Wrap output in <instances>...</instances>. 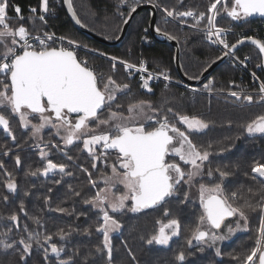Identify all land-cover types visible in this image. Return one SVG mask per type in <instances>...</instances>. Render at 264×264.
Wrapping results in <instances>:
<instances>
[{
	"label": "snow or ice",
	"instance_id": "1",
	"mask_svg": "<svg viewBox=\"0 0 264 264\" xmlns=\"http://www.w3.org/2000/svg\"><path fill=\"white\" fill-rule=\"evenodd\" d=\"M126 2L127 0H121V3ZM147 2L152 3L154 8H160L166 17L179 20L181 23H185L184 18H192L194 21L192 28L203 32L211 43L223 46L226 51L222 52V56H229L238 45L247 41L258 49L259 56L264 61V40L242 35L235 43L229 44L223 37L231 29L219 27L217 23L218 17L222 15H226L231 21L241 22L253 16L264 17V0H212L206 12H197L193 8L178 11L176 6L168 8L153 3V0H147ZM179 2L182 4L183 0ZM63 3L68 6L75 22L80 24L81 21L73 11L71 0H63ZM10 6L16 14L14 18L18 22L17 27H12L9 23V20L13 19L8 16ZM136 9L137 4L134 2L129 8L128 16H132ZM29 12L32 15L24 17L19 5H10L9 0H0V86H2L0 87V130L10 137L12 142H15L17 138L11 126L13 118L18 117L21 129L31 127L30 135L33 140L37 139L41 129L51 126L55 134L61 138L65 148L82 140L83 150L91 157L93 169L98 167L97 161L102 159L105 168L111 169L110 174L104 173L101 177L105 188L99 189L94 196L84 200L85 204L98 208L101 213L99 220L102 222L96 224L95 232L102 234L103 240L95 246V253H106L107 264H112L111 234L120 230L122 225L119 220L109 214L108 209H111L113 213L125 208L131 212H140L158 205L162 206L168 198L172 197H175L180 205L186 206L191 199V189L196 187V179L203 180L207 176L210 181L216 182L200 183L198 186L201 211L195 226L189 229L186 244L189 248L196 246L200 253L205 252V247L211 248L216 257H221L224 253L218 242L229 240L238 231H248L250 216L256 215L259 226L256 229L254 246L244 254L229 253L228 255L233 264H264V163L255 162L251 166L250 173H244L246 177L251 175L253 180H260L259 189L253 190L248 187L247 195L242 191L243 185L236 190L226 191L225 184L230 177L236 175V171L230 169L228 165L211 167L210 157L230 152L234 145L212 153L209 151L211 144L204 148L190 138L192 134L208 129L209 121L195 115L174 113L178 122L184 126L182 131L176 123L169 122L167 114L161 115V110L155 108L151 101L146 100H131L127 103V114H125L124 105L117 104V100L120 95L130 91L131 86L127 83L119 84L112 76H108L101 88L94 70L87 66L86 61L78 60L74 51L63 46L59 48L50 46L49 42H54L56 39L55 34L41 32L36 28L37 20L40 22L41 29L47 25L46 14L49 12V0H39L38 15L36 7H29ZM25 19L32 25L35 35L22 22ZM128 22V19L123 20L124 24ZM201 25L203 27H200ZM156 31L159 34L161 30L157 28ZM163 35L169 39H176L166 32ZM59 39L63 41L65 38ZM68 43L76 44L72 40ZM216 59L219 60L221 57ZM110 60L113 70L118 62L129 74L131 69H136L140 73L147 72L143 60L140 61L139 66L116 56H111ZM239 63L244 64V61ZM257 67L264 68V63L257 64ZM160 75L165 81L170 79L166 70ZM251 75L259 82L255 98L253 94H243L242 90L241 92L229 91L228 95L249 104L253 103L254 99L257 103H264V80H261L255 72ZM140 79V88L151 92L149 81L153 79L152 74L149 73L147 77L141 75ZM229 84L234 85L235 81H230ZM204 87L209 92L212 91L210 85L206 84ZM113 105L116 106L115 110ZM105 108L108 109L107 116L101 118L100 113ZM172 112L171 108L167 109V113ZM73 114H75L74 120ZM35 116L39 117L38 124L32 123L30 119ZM141 117L154 121L156 126L147 130ZM93 123L95 127L90 126ZM102 128L105 130L101 131ZM244 132L249 137L264 136V114L250 120L244 126ZM35 146L39 147V145ZM52 147L59 148V145L53 144ZM0 148H4V145H0ZM59 150L64 149L59 148ZM109 150L116 152L115 162L111 164H108L106 159ZM10 151L11 149L3 151V156H8ZM170 154L173 157L171 162L166 160V156ZM39 155L47 162L42 169L30 171L29 175L47 176L55 171L72 175L66 171V164L54 163L51 159H47L49 153L44 148L40 149ZM175 157H179V161L183 162L187 170L176 162ZM68 159L71 160L72 157L69 156ZM15 164L16 166L22 164L19 155L15 157ZM206 165L208 167L205 171ZM0 169H5L3 161H0ZM81 171L88 173L89 183L95 187L96 182L92 180L89 170L81 166ZM4 174L7 180L3 187L8 192L15 193L18 189L16 180L6 170ZM55 183L60 184L61 181L57 180ZM117 185L123 186L122 193L113 191ZM185 186L188 190L183 191V199H180V192ZM69 191H72L71 185H69ZM73 194L80 195L79 192ZM24 195L27 196L28 192ZM3 199L7 202L9 197L4 196ZM44 199L47 204L50 198L46 196ZM127 202H130L131 207H128ZM56 210L61 213L67 211L64 208ZM19 212L27 214L23 201L20 203ZM164 215H171L170 209L165 208ZM7 219L16 228L20 227L18 223L20 217L16 212ZM32 221L40 224L38 217H32ZM157 223L161 222L157 221ZM12 231V228H8L0 233V237L4 238L0 239V250L7 252L15 249L19 262H26V258L31 255L33 247L36 246L43 250L45 264H51L50 254L55 256L56 264H77V257H80V264H91L94 253L89 251L81 256L79 247L73 249L71 255L62 259L61 253L65 251V248L63 245L57 246L52 243V234L34 235L29 231L28 226L24 225L23 231L27 235H22L9 243L7 238ZM180 231V219H170L167 224H162L146 243L167 246L172 237L178 236ZM83 232L86 235L92 234L90 228H84ZM56 235L64 240L70 232L61 229ZM129 255L133 260L136 259L131 250ZM190 256L194 257L195 253L181 249L174 256V264H185Z\"/></svg>",
	"mask_w": 264,
	"mask_h": 264
},
{
	"label": "trees",
	"instance_id": "2",
	"mask_svg": "<svg viewBox=\"0 0 264 264\" xmlns=\"http://www.w3.org/2000/svg\"><path fill=\"white\" fill-rule=\"evenodd\" d=\"M144 1L147 0H127L126 3H121V0H82V6L85 9H89L96 17L117 15L116 23L121 29L123 20L128 16L129 8L132 4L135 2L138 5ZM211 2L212 0H183L181 4L179 0H153V3H158L162 7L171 8L176 6L178 11L193 8L197 12H206ZM9 3L10 5H19L24 17L32 15L29 12V7H36L38 9L37 15L39 14V0H9ZM114 3L118 4V6ZM72 5L74 8L73 0ZM49 8L50 11L52 10L55 12V15L46 16L47 25L41 29L40 22L38 20L36 21V28L41 32H53L56 35L65 38L66 36H64V34L67 35L69 32L74 37H79L82 40L71 39L74 41L76 40V42L79 41L80 44L86 47L92 48L101 53L119 57L132 63H139L143 60L149 68L157 71L166 70L173 79L176 81L180 80L174 68L173 48L167 44L158 43L154 40L147 41L152 39L148 33L149 11L142 10L134 16L127 35L119 46H107L87 37L73 26L65 11L63 0H49ZM74 10L79 20L87 28L99 34L94 27L91 28L86 24L87 21L81 16L80 12L75 8ZM121 13L123 15H121ZM8 16L13 18L9 20L12 27H17L18 22L14 18L16 14L11 6L8 10ZM22 22L29 27L30 31H33V35L36 34L27 19ZM204 23L206 24V20ZM217 23L219 27L231 29V32L225 34L229 44L235 43V41L242 35L253 36L260 40H264L263 17H249L247 21L241 22L231 21L226 15H222L218 17ZM156 24L164 33L166 32L170 36L176 37L180 46L181 67L184 74L189 78L196 79L199 77L201 72L211 62L222 55V52L210 44L202 33L187 27L181 28L172 23H163L160 20L159 14L157 16ZM200 27H203V25ZM119 33L120 30L114 38H116ZM234 55L239 59H244L245 56H248L250 58L249 66L257 73L261 80H264L262 69L257 67V64H261V57L256 48L250 45H244L240 47ZM89 58L91 64L97 62L101 65L108 76H112L117 83L129 84L131 90L126 94L131 95V97H129L130 99L132 98V95H137L138 98L141 99L143 97H150L154 102L157 99H161L163 103L155 104L154 107H158L161 110V115L167 114L170 123L176 122L177 124H180L176 120L174 113L189 116L195 115L201 119L209 121L210 126L208 129L199 133H194L190 136L194 143L204 148L211 144L212 147L209 151L212 153H217L221 148H228L227 146L234 145L233 150L230 152H225L219 156H211V167L215 168L217 166L228 165L230 169L234 170L235 167L240 166L241 169L237 167V170L240 172L239 175H241L245 173L243 171H248L253 163H264V136L257 135L255 137H249L244 132V126L250 120L254 119L257 115L264 114V103H257L254 99V102L249 104L244 101L236 100L234 97L228 95L229 91L241 92L242 90L243 94L250 93L253 94L254 98L256 97V93L254 92L256 89L251 88L250 90L253 92H246V88H244L248 82V74L243 69L237 67L233 68L229 62L225 61L214 72H212L204 83L199 86H193L196 91L191 97L188 95V92L184 91L180 86L170 85L165 87L160 82L149 85L152 91L151 95H148L143 92L144 89L140 88L139 82L124 73L120 68L116 73H113L110 71L111 64L109 62L102 60L93 54H89ZM102 80L99 78V84L102 83ZM106 80L104 81L106 82ZM230 81H235V84L230 85ZM206 84L210 85L212 88L211 92L205 89L204 86ZM122 104L124 106L127 105L124 101ZM168 108H171L173 112L167 113ZM21 130H23L21 131L22 136H19L20 138H24V142L17 150H14V147L18 145V140L12 142L11 138L7 137L6 134L0 130V145H4V148H0V159L4 162V165L8 159L12 164L10 168L5 165V169H0V233L6 231L8 228L13 229L12 233H10L7 238V242L18 239L22 233H25L23 231L24 225H27L29 231L34 232L35 234H53V229L50 225L55 226L57 225L58 220H62L60 223L63 226L60 228L65 232H70V235L64 240H61L59 236L54 234L52 240V243L57 244V246H64L65 251L61 253L62 259L71 255L73 249L79 247L81 249V256L89 251L94 253L91 258V264H107L106 253H95V246L100 244L103 240L102 234L95 232L96 224L102 222L99 220V213L96 214L94 212L93 216L91 212L88 211L89 204L87 205L84 203L86 196H89L88 194H90L88 192L92 191L94 188L93 186H90L88 173L81 171V166H71V169L66 171L72 173V175H64L59 171L53 172L46 177H43L42 175H29L28 173L30 171H34L37 168L42 169L45 160H42L38 154V149L40 150V148H36L32 145V139L29 138L26 130ZM25 146L26 148L23 149ZM8 149H11L9 155L3 156V151ZM239 149L242 150V153H238ZM63 151L65 153H61V155L67 157V150ZM109 153L116 155L115 151ZM237 154H242L240 155L242 158L237 159ZM17 155L21 157L22 164L20 166H16L15 164V157ZM52 155L54 154H51V156L49 155L51 157L49 159L53 161L54 156ZM89 159L92 161L91 158ZM177 159L178 158L175 157L176 162L180 163L181 166L185 167V170H187L183 162ZM62 160L65 159L58 158L56 159V162H53L57 163V161H59V163H62ZM82 166L85 168L86 165ZM86 167L91 173V178H93L94 175L97 176L100 171H108L107 168L100 165H98L96 169H93L91 164H88ZM207 167L208 165H206L205 171L207 170ZM5 170L9 171L11 174L13 173L12 177L17 182L18 189L15 193H10L3 187L7 180V177L4 175ZM248 177L253 185H258L257 188L253 187V190L261 187L259 179L253 180L251 175ZM53 178H58L57 180H60V184H63L64 187L70 181V178H73L72 185L75 188H78L82 183H85L86 189L82 192L84 194L80 193L79 196H75L74 194H70L71 191H69V189L67 194H47L44 183ZM95 182L96 185L102 184L99 182V179H96ZM215 182L216 181L214 180L210 181L207 176H205L203 180L197 178L195 182L196 187L191 189V193L198 192V186L200 183L211 184ZM34 188H37V190H34ZM58 188H61L62 192H64L62 187ZM225 188L227 191L234 190V177L228 179ZM186 190L188 189L185 186L180 192V195H182L180 196V199H183V191ZM23 191L28 192V195L25 196V192ZM244 194L247 195L245 192ZM198 195L199 194H191V199L186 206L180 205L179 201L175 197H172L168 198L162 206L158 205L154 208L144 209L140 212H121V216H119L118 219L122 227L116 234L111 236L113 245L112 264H174V256L176 252L181 249L195 253L194 257L190 256L186 260V263L207 264L201 260L204 253H200L196 246L189 248L186 244V240L189 236V229L195 226L201 211ZM4 196L9 197L7 202L4 201ZM46 196L50 198L47 204L44 199ZM21 201H23L25 205V212L27 214L19 212ZM58 208H64L67 211L61 213L56 210ZM165 208L170 209L171 215H164ZM13 212H16L20 217L18 221L19 228H16L15 225L7 219ZM66 216H69L70 219L65 220ZM30 217H38L40 225H32ZM173 218H179L181 221V231L178 236L172 237L167 246L145 244L147 239L143 241V235L150 238L156 233L157 229L162 224H167V222ZM157 221H160L161 223L158 224ZM33 226L36 227L37 231L33 230ZM84 228H90L92 234H84ZM240 235L245 234L241 233L237 235L234 238V245L229 248L238 249L237 242ZM0 239L4 238L0 237ZM125 245H127V247H125ZM226 245L227 243H224L223 246L225 247ZM33 248L40 249L36 246ZM129 250L135 255V260L129 255ZM40 252L43 253V250L40 249ZM12 256L14 255L0 250V258L9 260L8 258ZM30 256L26 258V262H20L19 264H32L33 260ZM41 257L42 258L38 261V264H45L43 256ZM76 259L77 264H80V257H77ZM50 260L51 264H56L55 256L50 254ZM13 262H16V258L13 259ZM0 264H6V262H0Z\"/></svg>",
	"mask_w": 264,
	"mask_h": 264
},
{
	"label": "rangeland",
	"instance_id": "3",
	"mask_svg": "<svg viewBox=\"0 0 264 264\" xmlns=\"http://www.w3.org/2000/svg\"><path fill=\"white\" fill-rule=\"evenodd\" d=\"M146 2L147 1H144L142 3H146ZM73 4H74V8L78 12H80L81 13V16L84 17L85 21H87L86 24L89 25V27H91V28L94 27L95 30L99 34H101V35H103L105 37H108V38H114L118 34V32L120 30V27H118L119 25H117V23H116V19H117L116 16L117 15H115V16L113 15L114 17L113 16H97L96 17V16H94L92 14V12L89 9H85L82 6V0H73ZM115 5L118 6V4H115ZM49 10H50V8H49ZM88 23H90V24H88ZM64 36H66V38L68 40H72V41H74L73 39L82 40L79 37L78 38L74 37L69 32L67 33V35L64 34ZM68 37H70V38H68ZM71 38H73V39H71ZM75 42H76V40H75ZM76 43L80 44L79 41H77ZM52 47H55V46H52ZM76 55H77L78 60H80V59L82 60L83 58L84 59H87L86 55L83 54V53H77ZM88 63L90 64V61L89 60H88ZM95 73H96V75L98 77V80H99V78L101 80L102 79L106 80V78L108 77V74L104 71V69L101 67V65L98 67V70ZM104 80H102V83L99 84V86L101 88H103V85H104V82H105ZM143 92L146 93V94H148V95H151V92H148L146 89H144ZM129 97H131V95H128V94L120 95L119 98H118V100H117V104H122L123 101L125 103H128L131 100H146V101H151L152 104H153V106L155 104L163 103L161 99H157L154 102L153 100L150 99V97H143L142 99L141 98H138L137 95H132V98L131 99ZM126 106H124V108H125V114H127L126 113ZM112 107H113V110H115L116 106L113 105ZM156 108L159 109L158 107H156ZM107 113H108V109L105 108L103 110V112L100 113L101 118H106ZM30 119L32 120V123H37L38 124L40 122L38 116L30 117ZM72 119L74 120L75 117L72 118ZM141 120H143V122L145 123V126H146V129L147 130H150L152 127H155L154 125H156L155 122L152 121V120H145L143 117H141ZM172 123H176V122H172ZM176 125L179 128H181L182 131L184 130V126L183 125L177 124V123H176ZM11 126H12V129H13L14 134L16 135V138H17L16 140H18L17 141L18 142V145L14 147V150H17L18 148L21 147V144L24 142V138H22V137L20 138V136H19V135H21V133H22L21 131H23V130H21V128L19 127V119H18V117L12 119ZM90 126L91 127H95V124L93 123ZM25 130H26L27 134L29 135V138H31V135H30L31 134V127L29 126V128L28 129H25ZM103 130H105V129L102 128L101 131H103ZM61 134L63 135V131H61ZM31 141H32V145L34 147H36L35 145H39V147H36V148H40V149L41 148H44L45 151H47L50 156H51V154H54V155H52V156H54L53 157V159H54L53 161L54 162H56V159H58V158L65 159V160H62L61 162L67 165L66 170H70L71 169V166H75V167L76 166H82V165L88 166V164H92V161H90V159H89L91 157L88 155V153L86 151L83 150L82 140L81 141L74 142L73 145H69L65 149L61 138L55 134V130L52 129L51 126H46L45 128L41 129V131H40L37 139H35V140L32 139ZM28 142H29V140H28ZM53 144L59 145V148H63L64 150H67V155H66L67 157H64L63 155H61V153H65L64 151H60L59 148L52 147ZM46 145H47V147H45ZM26 146L23 149H25ZM227 147H230V145L227 146ZM38 151H39L38 152V154H39L40 153V150L38 149ZM97 151L98 152L100 151V148L99 147H97ZM109 152H111V151H109ZM238 153H242V150L239 149L238 150ZM49 155H48L47 159L51 158ZM240 155H242V154H239V155L237 154V159H241L242 158ZM69 156L72 157L71 160L68 159ZM115 156L116 155H113V154H110L109 153V155H107V157H106L107 163L108 164H111V163L115 162V159H116ZM112 157H114V158H112ZM42 160H45L44 162L42 161L44 163V165H45L46 162H47V160L46 159H42ZM0 161H2V160L0 159ZM57 163H59V161H57ZM97 164L100 165V166H104L105 167V163H104V160L103 159L100 160V161H97ZM5 165L7 167H9V168L12 166V164H11V162H10L9 159L6 160ZM86 166H85V168H87ZM237 167L239 169H241L240 166H237ZM237 167L234 168V171H236V175L234 176V190H236L237 188H239L241 185H243V189H242L243 193L244 192L247 193L246 190H247L248 187L257 188L258 185H256V184L253 185L251 183L250 178L248 176L246 177L244 174L239 175L240 172L237 170ZM107 169H108V171H105V170L104 171H100V172H98L97 176H95V175L93 176V178H92L93 181H96V179H99V182H101L102 184L96 185L93 188L92 191L88 192L90 194H88L89 196H86V199L90 198L91 196H94L99 189L105 188V183H104V181H103V179L101 177H102V175L104 173H108V174L111 173V169L110 168H107ZM250 169H251V167H249L248 171H243V172H249L250 173ZM7 172H9V171H7ZM12 175H13V173H12ZM57 179L58 178H53L52 180L46 181L44 183L45 190H46L47 194H62V193L67 194L68 189H69V185H71V188H72V191L70 192V194H73L74 192H79L81 194H84L82 192L86 189L85 183H82L78 188H75L72 185V182H73L72 179L73 178H70L69 179L70 180L69 182L71 184L68 182L65 185V187H64L63 184H56L55 183V181H57ZM90 186H92V185L90 184ZM58 187H62L64 192H62V189L61 188H58ZM49 189H51V191H49ZM34 190H37V188H34ZM113 191L116 192V193H122L124 191V188H123L122 185H117L113 189ZM23 192H25V191H23ZM180 196H182V195H180ZM127 204H128V207H130V202H127ZM88 206H89L88 211H90L93 216H94V212L96 214L99 213V217L101 216V213H100V211H99L98 208H93L90 204ZM106 206L107 205H105V207ZM108 211H109V214L110 215H113L117 220H119L118 217L121 216L120 213L123 212V211H126L127 212L128 211V208H125L124 210L119 211V212H116V213L111 212V209H108ZM30 219L32 220V217H30ZM66 219L68 220V219H70V217L69 216H66L65 217V220ZM61 221L62 220H58V223L55 226L54 225H50V227L53 229V234L52 235L58 233L61 230L60 227L63 226L60 223ZM250 221L251 222H250L249 230L248 231H238L229 240L218 242L219 243V247L222 249V251L225 250V251H223V253H224L223 256L216 257L215 254H214V250L213 249L205 247L204 256L201 258V260L203 262L207 263V264H233V262L230 259V256L228 255L229 253H232V254H244L248 250H250V248L252 246H254L253 240L255 242V239H256V236H257L256 229L259 226L258 216L251 215L250 216ZM33 224H35V223H33V221H32V225ZM33 230L34 231H37V229H36L35 226H33ZM117 232L118 231L113 232L111 234V236L113 234H116ZM32 233L35 234L34 232H32ZM241 233H244L245 235H240L239 236L238 242H237L238 243V247H237L238 249H236V248L235 249L234 248H229V247H232L234 245V243H235L234 238L237 235L241 234ZM22 235L26 236L27 234L26 233H22ZM146 239H149V238H147L146 236L143 235V241H145ZM224 243H227V245L225 247L223 246ZM145 244H147V243L145 242ZM240 244H243V245H240ZM9 251H7L6 253L13 254L14 256L8 258L9 260H7L5 258H0V262L1 263L2 262H6V264H19L20 263L19 262V257L17 255L15 249L9 250ZM31 255L32 256H30V257L33 260L32 264H38V261L41 260V258H42L41 256H43V253L40 252V249L33 248L32 249V252H31ZM14 258H16V262H13V259ZM185 264H188V263L185 262Z\"/></svg>",
	"mask_w": 264,
	"mask_h": 264
},
{
	"label": "built area",
	"instance_id": "4",
	"mask_svg": "<svg viewBox=\"0 0 264 264\" xmlns=\"http://www.w3.org/2000/svg\"><path fill=\"white\" fill-rule=\"evenodd\" d=\"M156 10H157V16H158V14H159V16H160V20L163 22V23H172V24H174V25H176V26H179V27H187V28H189V29H193V30H195V31H197V32H199V33H202L203 35H204V37H205V34L203 33V32H201V31H198L197 29H194V28H192L191 27V25H192V23H194V21L192 20V18H190V17H187V18H184V20H185V23H181L179 20H174L173 18H171V17H166L165 16V14L163 13V11L160 9V8H156ZM48 15H51V16H54L55 15V12L54 11H50L49 10V12L46 14V16H48ZM229 32H231V31H229ZM229 32H227L226 34H228ZM49 33H53V32H49ZM55 34V33H54ZM60 37H62V36H58V35H56L55 34V41L54 42H49L50 43V46H55L56 48H59V47H66V48H69V50H72V51H74L76 54L77 53H83V54H85L86 55V57H87V59L90 61V58H89V54H93V55H96L97 57H99L100 59H102V60H105V61H107V62H109L110 64H111V66H110V71L111 72H113V73H116L117 71H118V69L120 68L124 73H126L127 75H129L130 77H132V78H134L137 82H139V83H141V79H140V77H141V75H144L145 77H147L148 76V74L149 73H151L152 74V76H153V79H151L150 81H149V85H151V84H153V83H158V82H160V83H162L165 87H166V85H167V87L168 86H170V85H176V86H180L181 88H183V90L184 91H186V92H188V95L191 97V96H193V93L196 91L195 89H194V87L193 86H191V85H188V84H185L184 82H182V81H176L175 79H173L171 76H170V74H169V72L167 71V74L170 76V79L168 80V81H165L164 80V78H163V76L162 75H160V73L161 72H164V70H161V71H157V70H153V69H151V68H149L148 66H147V64L145 63V67L147 68V72H144V73H140L139 71H137L136 69H131L130 70V74H129V72H126L125 70H124V67H123V65H121V64H119L118 62H117V64H116V68H115V70H113L112 69V62H111V60H110V57L112 56V55H109V54H106L105 55V53H101V52H98V51H96V50H94V49H92V48H89V47H86V46H84V45H82V44H78V43H76L75 45H69V43H68V39L67 38H65L63 41H61L59 38ZM226 41H227V38L225 37V35H224V37H223ZM256 38V37H255ZM205 39H206V37H205ZM258 39V38H257ZM151 40H153V39H150V40H147V41H151ZM207 40V39H206ZM208 41V40H207ZM210 44H212L213 46H215L216 48H218L221 52H223V51H226L225 49H223V46L222 45H219V44H213V43H211L210 41H208ZM228 42V41H227ZM229 43V42H228ZM245 57H248V56H245ZM119 58V57H118ZM238 57H236L235 55H234V53L233 54H230L229 56H228V58H227V62H229L230 63V65H231V67H233V68H241V69H243L244 71H246V73L248 74V82L246 83V85H245V87L244 88H246V92H253V91H251L250 89L251 88H254V89H257L258 88V86H259V82L258 81H256V80H254V78L252 77V75H251V73L252 72H255L254 70H252V68L249 66V63H250V58L248 57V59H237ZM87 59H80V61L81 62H87V66L89 67V68H91L92 70H94V72H96L97 70H98V67L100 66L97 62H95V63H93V64H91V62H90V64L88 63V60ZM121 59V58H120ZM122 60H124V59H122ZM239 61H244V64H240L239 63ZM129 62V61H128ZM129 63H132V62H129ZM140 63V62H139ZM139 63H132V64H135V65H137V66H139ZM245 65H247V67H245ZM256 73V72H255ZM96 74V73H95ZM256 75H257V73H256ZM258 76V75H257ZM259 77V76H258ZM193 89H194V91H193ZM255 93H256V91H254Z\"/></svg>",
	"mask_w": 264,
	"mask_h": 264
},
{
	"label": "water",
	"instance_id": "5",
	"mask_svg": "<svg viewBox=\"0 0 264 264\" xmlns=\"http://www.w3.org/2000/svg\"><path fill=\"white\" fill-rule=\"evenodd\" d=\"M72 3V0H71ZM64 5L65 11L67 13V15L69 16V19L71 20V23L73 24V26L82 34L86 35L87 37L94 39L95 41L107 45V46H119L121 44V42L124 40V38L127 35L129 26L134 18V16L142 11V10H147L149 11V21H148V33L150 35V37L158 42V43H162V44H167L169 46H171L174 50V55H173V63H174V68L175 71L180 79V81L184 82L185 84L191 85V86H199L202 83H204L207 78L212 74V72H214L220 65H222L228 58V56L224 57V56H219L221 57V59L219 60H214L215 63L211 62L205 69H207V71H202L200 76L198 77V79H192L189 78L188 76H186L182 70L181 67V62H180V46L179 43L176 39H169L167 36L163 35V31H160V33L158 34L156 29L157 27V10L156 8H154L152 6V3H141L137 5V9L135 11V13L132 14V16H127L125 19H128L129 22L127 24H122L121 29H120V33L119 35L114 38V39H108L106 37L100 36L99 34L95 33L94 31L90 30L89 28H87L86 26H84L82 24V22L80 24H77L75 22V20L72 17V13L69 12L68 10V6ZM73 6V5H72ZM73 11L75 12L74 8ZM76 14V12H75ZM76 17L78 18L77 14ZM253 17H260V16H253ZM264 18V17H263ZM79 19V18H78ZM244 45H250L253 46L254 48H256L253 44H251V42H245L241 45H238L236 49H234L232 51L231 54L235 53L240 47L244 46ZM256 50L258 51V49L256 48ZM261 63H264V61L261 60ZM263 73H264V68H261ZM73 116H75V114H73ZM109 151H115V150H109ZM56 172V171H55ZM53 172H50L48 175L52 174ZM43 177H46L44 175H42Z\"/></svg>",
	"mask_w": 264,
	"mask_h": 264
},
{
	"label": "flooded vegetation",
	"instance_id": "6",
	"mask_svg": "<svg viewBox=\"0 0 264 264\" xmlns=\"http://www.w3.org/2000/svg\"><path fill=\"white\" fill-rule=\"evenodd\" d=\"M75 116H73L72 118H74ZM178 146V145H177ZM179 159V157H177ZM175 159V158H174ZM177 159V160H178ZM166 160H168L169 162H171L173 160V157L172 155L170 154L169 156H166ZM191 194H199V192L197 193H191ZM130 207H131V204H130ZM194 244H195V241H194Z\"/></svg>",
	"mask_w": 264,
	"mask_h": 264
}]
</instances>
